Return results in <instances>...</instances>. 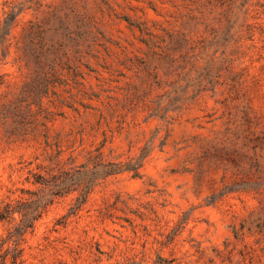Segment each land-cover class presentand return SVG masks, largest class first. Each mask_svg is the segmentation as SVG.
I'll return each mask as SVG.
<instances>
[{"label":"rangeland","instance_id":"374dc122","mask_svg":"<svg viewBox=\"0 0 264 264\" xmlns=\"http://www.w3.org/2000/svg\"><path fill=\"white\" fill-rule=\"evenodd\" d=\"M7 207L0 264H264V0H0Z\"/></svg>","mask_w":264,"mask_h":264},{"label":"trees","instance_id":"16d2710c","mask_svg":"<svg viewBox=\"0 0 264 264\" xmlns=\"http://www.w3.org/2000/svg\"><path fill=\"white\" fill-rule=\"evenodd\" d=\"M10 216H11V212H10L8 207L3 209V211H0V221L7 220ZM32 219L33 218H31L28 215L24 214V220H25L26 223H30ZM27 227H30V226H26V228Z\"/></svg>","mask_w":264,"mask_h":264}]
</instances>
